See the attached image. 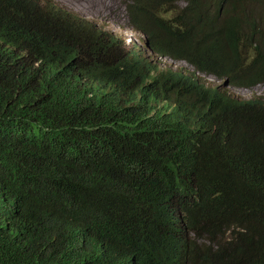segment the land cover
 Listing matches in <instances>:
<instances>
[{
  "label": "trees",
  "instance_id": "1",
  "mask_svg": "<svg viewBox=\"0 0 264 264\" xmlns=\"http://www.w3.org/2000/svg\"><path fill=\"white\" fill-rule=\"evenodd\" d=\"M52 6L0 0V264H264V97L195 74L264 82V0H124L151 60Z\"/></svg>",
  "mask_w": 264,
  "mask_h": 264
},
{
  "label": "rangeland",
  "instance_id": "2",
  "mask_svg": "<svg viewBox=\"0 0 264 264\" xmlns=\"http://www.w3.org/2000/svg\"><path fill=\"white\" fill-rule=\"evenodd\" d=\"M48 3H52L56 5L59 9L63 8L67 10L69 13L75 15V19L79 20L81 18H86L90 20L91 24L96 30H99L100 27L102 29L111 30L115 34L119 35L123 38L124 42L130 41L135 42V40L132 39L133 37L140 36V42H141V35L139 33L135 34L132 31H134L129 25L127 21V17L125 15V9H124V0H47ZM62 12V11H60ZM91 14V15H89ZM92 15L99 16V18H92ZM107 20V21H105ZM124 31L125 34H121ZM131 34L128 38V35ZM126 38H128L126 40ZM124 42H118L116 47L119 50H122V46L125 45ZM136 43V42H135ZM130 44H128L130 46ZM140 50V49H139ZM142 53L145 52L144 48L141 45ZM159 68H167L171 67L172 69L183 71V72H190L192 68L187 65L183 61H176L172 62L170 60H165L161 64L158 65ZM203 79H205L206 83L211 86H218L221 85V81L213 76H203ZM227 93L241 98H249L251 97V94H254V92L250 93V89L247 88H239V90H236V87L233 86H224ZM254 91L257 93L264 94V83H261L257 85L256 88H254Z\"/></svg>",
  "mask_w": 264,
  "mask_h": 264
},
{
  "label": "clouds",
  "instance_id": "3",
  "mask_svg": "<svg viewBox=\"0 0 264 264\" xmlns=\"http://www.w3.org/2000/svg\"><path fill=\"white\" fill-rule=\"evenodd\" d=\"M48 2V1H47ZM51 6L53 5L54 7H56V9H59L56 5H54V4H52V3H49ZM52 6V7H53ZM124 9H125V7H124ZM60 10H65V9H63V8H61ZM65 11H67V10H65ZM68 12V11H67ZM81 20H86V21H88V22H91L90 20H88V19H86V18H81ZM129 25V24H128ZM130 26V25H129ZM131 27V26H130ZM132 28V27H131ZM133 29V28H132ZM134 30V29H133ZM133 33H135V34H137V33H139V32H137V31H132ZM137 32V33H136ZM140 35H141V42H140V36H138V34H137V37H133L132 36V39L133 40H135V42L133 41V42H131V44H130V41H125L124 42V40H123V38L122 37H119V36H117L116 34H113V35H115V37L118 39V42H124L125 43V45H123L124 47H126V48H132V49H134V50H136L137 52H138V55H140L141 57H146L148 60H151V53H150V51H149V49L147 48V44H146V41H145V39H144V36H143V34L142 33H139ZM128 44H130V46L128 45ZM141 45H142V47L144 48V51L145 52H141L140 50H141ZM140 49V50H139ZM170 60V61H172V62H176V61H182V60H172V59H170V58H168V57H158V60H159V63L157 64V65H155V69L156 70H166V69H171V70H174V71H178V72H183V71H179V70H175V69H172L171 67H167V68H159L158 67V65L159 64H161L162 62H164L165 60ZM183 62H185V61H183ZM186 63V62H185ZM153 64V63H152ZM187 64V63H186ZM188 65V64H187ZM190 66V65H189ZM191 67V66H190ZM192 68V67H191ZM193 71V69L190 71V72H183L184 74H186V75H188V74H190L191 72ZM197 76H201V77H203L204 75L203 74H199V73H195ZM203 79V78H202ZM203 80H205V79H203ZM225 82V83H224ZM262 83H264V82H262ZM259 84H261V83H258V84H256V85H254V86H251V87H248L247 89H250V93H252V92H254V94H251V96H256V97H258V96H263L264 97V94H262V93H257V92H255L254 91V88H256L257 87V85H259ZM226 85V81L225 80H223V81H221V86H225ZM239 88H242V87H236L235 89L236 90H239ZM232 96V95H231ZM234 97H236V96H234ZM239 98H241V97H239Z\"/></svg>",
  "mask_w": 264,
  "mask_h": 264
},
{
  "label": "bare ground",
  "instance_id": "4",
  "mask_svg": "<svg viewBox=\"0 0 264 264\" xmlns=\"http://www.w3.org/2000/svg\"><path fill=\"white\" fill-rule=\"evenodd\" d=\"M89 15H91V14H89ZM92 18H99V16H94V15H92ZM83 21H86V20H83ZM105 21H107V20H105ZM87 23H89V24H91L90 22H88V21H86ZM92 25V24H91ZM98 32H109V33H112V34H115L113 31H111V30H106V29H102L101 27H100V29L99 30H97ZM120 32H122L121 34H125V32L124 31H120ZM117 35V34H116ZM131 34H129L128 35V38H129V36H130ZM117 36H119V35H117ZM120 37V36H119ZM128 38H126V40L128 39Z\"/></svg>",
  "mask_w": 264,
  "mask_h": 264
},
{
  "label": "water",
  "instance_id": "5",
  "mask_svg": "<svg viewBox=\"0 0 264 264\" xmlns=\"http://www.w3.org/2000/svg\"><path fill=\"white\" fill-rule=\"evenodd\" d=\"M225 83V82H224Z\"/></svg>",
  "mask_w": 264,
  "mask_h": 264
}]
</instances>
